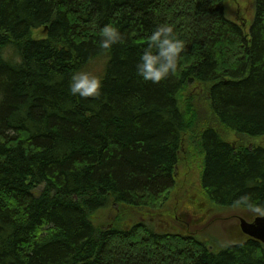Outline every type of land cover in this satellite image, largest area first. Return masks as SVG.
<instances>
[{
	"label": "trees",
	"instance_id": "trees-1",
	"mask_svg": "<svg viewBox=\"0 0 264 264\" xmlns=\"http://www.w3.org/2000/svg\"><path fill=\"white\" fill-rule=\"evenodd\" d=\"M241 2L0 0V264H264L242 231L220 247L181 227L209 205L259 216L234 204L244 194L264 204V0L230 18ZM160 23L184 51L143 82ZM106 24L124 43L102 49ZM98 61L101 95L72 96L71 74ZM195 163L199 205L180 177Z\"/></svg>",
	"mask_w": 264,
	"mask_h": 264
},
{
	"label": "clouds",
	"instance_id": "clouds-1",
	"mask_svg": "<svg viewBox=\"0 0 264 264\" xmlns=\"http://www.w3.org/2000/svg\"><path fill=\"white\" fill-rule=\"evenodd\" d=\"M118 43H124L120 30L112 24L104 25L99 40L102 49H110ZM183 51L184 41L174 34L173 26L168 23L157 24L148 36V43L138 55L136 75L143 82H162L177 71ZM102 89L103 81L89 71L76 70L70 76L69 92L72 96L98 98ZM234 204L264 216V204L253 203L250 194L239 196Z\"/></svg>",
	"mask_w": 264,
	"mask_h": 264
},
{
	"label": "rangeland",
	"instance_id": "rangeland-1",
	"mask_svg": "<svg viewBox=\"0 0 264 264\" xmlns=\"http://www.w3.org/2000/svg\"><path fill=\"white\" fill-rule=\"evenodd\" d=\"M241 1L242 2L240 3V8H242L244 11L240 10L238 5L230 3L228 6L229 17L234 20H241L242 18L249 20V18H251V14H249L247 11H249L250 9V3L243 2L244 0H241ZM43 36L44 35L42 33V30H37L34 32L35 38H42ZM103 64H104V61L95 62L89 65L86 71H89L93 73L94 75L99 76V74L101 73ZM102 78L103 76L100 77V79ZM229 138L233 140L235 136L230 134ZM189 167H190V171L180 170L181 171L180 177H181L182 183L184 184L183 188L185 192L188 191L189 192L188 195H192V200H191L192 203H197L199 205L198 202L202 201V199L200 198V194H198L199 188L201 187L200 185L201 183L199 181L201 170L197 169L196 163L194 165H190ZM194 208L198 209V206L197 205L192 206V210H194ZM205 208H208V211H207L208 216L204 218L201 215L200 217L203 219L197 222V225L193 227L192 230L197 231V233L199 234L198 237L200 236L202 239L206 241H210L211 243H215L216 245H219L220 247L237 241L238 238L234 236V233L236 234V231L239 232L238 227H239L241 218L247 221H250V218H248L249 211L246 210L245 208H239V207L214 208L213 206H210V205L205 206ZM191 219L192 218L186 217V220L189 222H191ZM180 224L181 223L177 222L176 219L172 218L173 226L179 227Z\"/></svg>",
	"mask_w": 264,
	"mask_h": 264
},
{
	"label": "water",
	"instance_id": "water-1",
	"mask_svg": "<svg viewBox=\"0 0 264 264\" xmlns=\"http://www.w3.org/2000/svg\"><path fill=\"white\" fill-rule=\"evenodd\" d=\"M240 229L245 235L264 243V216H257L251 222L241 219Z\"/></svg>",
	"mask_w": 264,
	"mask_h": 264
},
{
	"label": "flooded vegetation",
	"instance_id": "flooded-vegetation-1",
	"mask_svg": "<svg viewBox=\"0 0 264 264\" xmlns=\"http://www.w3.org/2000/svg\"><path fill=\"white\" fill-rule=\"evenodd\" d=\"M187 217L192 218L191 219V222H189L187 220H184L186 225L185 226H182V229H183V227H185L187 233H190L191 234V237L197 238L198 237V233H197V231H193L192 228L197 225V222H199L198 215L195 212H193V213L190 214V216L188 214ZM176 218H178V217H176ZM202 219L203 218H201V220Z\"/></svg>",
	"mask_w": 264,
	"mask_h": 264
}]
</instances>
